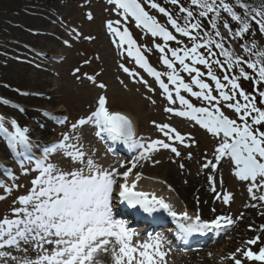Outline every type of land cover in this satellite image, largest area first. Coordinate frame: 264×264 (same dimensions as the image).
Here are the masks:
<instances>
[{
	"label": "snow or ice",
	"instance_id": "6c2138e0",
	"mask_svg": "<svg viewBox=\"0 0 264 264\" xmlns=\"http://www.w3.org/2000/svg\"><path fill=\"white\" fill-rule=\"evenodd\" d=\"M145 2L167 18L174 32L150 15L141 0H108L123 10L126 19L129 16L134 18L137 27L146 29L152 37H162L164 43H157L154 47L161 53L160 60L166 72L150 65L128 28L121 31L108 21L107 29L119 37V46L127 45V55L134 57L135 63L155 78L170 105L164 111L191 119L219 138L214 160L218 162L229 157L235 164L236 177L249 182L248 192L252 199L264 201V194L257 196L254 192V189L264 191V107L259 106L264 105V43H258L256 34L251 32L254 23L260 37H264V5L250 9L244 0H234V4L228 0H188L193 7H186L181 0H168L170 4L179 6V13L184 14L178 19L156 0ZM236 7L243 12H238ZM222 13H226L236 26L233 27ZM205 20L208 28H205ZM174 33L187 38V43ZM246 36H251V39L239 43ZM169 42H174L176 47H170ZM233 42L239 43L242 55L233 50ZM120 68L130 77L138 75L124 64H120ZM214 69H219L220 75ZM234 72L238 74L233 75ZM181 73L188 74L189 82ZM164 76L167 83L162 78ZM86 78L99 89L106 90V84L97 83L96 76L87 75ZM241 79L253 82V93L241 87ZM140 82L148 86L143 78ZM170 85L174 87L170 88ZM181 90L206 102L207 106H195L181 94ZM149 91L153 89L149 87ZM177 101L179 109L174 107ZM222 104L233 110L237 118L226 115ZM108 105L107 95H98L94 110L73 123L72 129L91 126L95 129V136L101 140L120 142L133 150L143 149L139 159L151 158V153L161 148L170 149L176 156L181 155L173 144L176 141L184 144L186 136L171 124L153 121L165 139H154L145 144L136 137L130 117L110 110ZM10 124L12 131L5 126V117L0 115V133L7 137L8 145L13 149L18 146L23 150L29 149L32 146L29 129L21 127L15 119ZM70 139L68 134H63L59 142L44 149V159L36 161L38 175L32 179V187L27 194L17 198L22 207L13 208L11 217L0 218V264H167L165 237L149 235L146 240L140 239L141 233L131 228L128 221L115 217L116 201L132 208L139 207L149 216L161 210L166 212L175 223L181 239L196 233L226 229L235 223L231 216L218 215L206 220L199 210L193 213L186 207L177 210L163 196L138 190L142 176L139 172L133 173L136 162L122 172L104 168L94 159V153L86 151L82 144L68 143ZM75 139L79 140V137ZM58 151H63L72 167L63 170L52 163H45L49 154ZM210 165L216 167L213 161L203 167ZM212 190L215 191L214 186ZM4 191L10 193L12 189L5 187ZM5 198L0 195V200ZM231 199V193L222 196L225 204ZM249 229L264 232V225L258 229L249 226ZM256 245L260 246L253 250ZM14 251L20 253L19 258L13 254ZM33 252L36 253L35 258H31ZM225 259L232 264H264V236L255 235L247 239Z\"/></svg>",
	"mask_w": 264,
	"mask_h": 264
},
{
	"label": "rangeland",
	"instance_id": "374dc122",
	"mask_svg": "<svg viewBox=\"0 0 264 264\" xmlns=\"http://www.w3.org/2000/svg\"><path fill=\"white\" fill-rule=\"evenodd\" d=\"M0 1L8 2L9 0ZM40 1L43 4L39 7H26L19 11L17 18L14 19V21L17 22V29H14V34L10 35L11 38L17 35L18 39L14 41L15 43H5V45L10 47V50L7 56L4 57L3 66L0 65V79L8 85L17 86L22 89L16 101H9L10 107L0 112V115L5 117V126L10 130V121L12 119L17 121L19 115L23 116L31 111H33L35 116L41 118L43 113L38 111L40 109L48 110V112L52 113H55V110H59L55 115L66 116V114H69L66 129L62 130L61 128V134H68L70 137H73L71 141H73L74 144H82L86 151L94 153L93 148L96 141L91 138L93 134L88 126L82 128L78 127L75 130L71 129L70 126H72L76 118L86 117L93 110L98 95L106 94L110 110L124 111L130 116L135 112L137 117L142 121V127H140L141 129L138 131L140 135L155 138L157 132L153 121L156 123H169L173 120L171 116L164 111L167 99L157 90L156 84L150 78L140 73L135 61L126 58V47L119 46V37L114 36V34L107 29L108 21H112L114 26L120 29L123 24H126L124 20L117 17L111 10L108 0ZM156 2L161 3V6L164 7L170 5L168 0H156ZM183 2L184 1H181V3ZM71 3H73L74 6ZM187 3L188 1H185L183 4L186 5ZM178 7L177 5H172L170 8L173 13L178 14ZM51 9L53 10L50 14L48 12ZM236 10L240 13L242 11L239 7H236ZM222 16L228 18L230 23H232L230 17H227L226 13H222ZM26 17H44V19H47L49 22L46 26H36V24L31 21H27ZM89 17H91V19H89ZM116 21H120V23L116 24ZM69 29L73 33L71 37L65 34ZM251 30L256 34L258 43H264L263 40L259 38L258 33L253 29ZM221 31L223 32L224 30L221 29ZM141 35H143L142 32ZM4 37H7L6 34H4ZM41 37L55 40L57 42L56 47L48 45V47L42 48ZM87 37H91V39ZM69 39L71 41H69ZM181 40L187 43L185 39L181 38ZM59 42H61V45ZM67 43L68 45H66ZM233 43L235 44L233 50L237 54L242 55L243 50L237 46L236 42ZM143 48L153 57H159L160 55L159 53L152 52L147 44L144 45ZM35 49L43 50L49 57L55 55L54 62L51 61L48 65L43 64V62H32L37 69L48 68L49 70V72L46 73L49 79L47 84L48 89L45 90H50L53 94L47 92L48 96L43 98L40 94L41 92L38 93L40 89L36 88L37 82L30 81L32 67L25 65L26 59H28V61L32 59V54ZM30 50L31 52H28ZM220 59L223 58L220 57ZM85 61H88V63H85ZM123 63L129 69L138 73V75L130 77L128 74H124L120 68V64ZM200 67L202 68V66ZM76 69L80 71L77 72ZM214 70L220 75L219 69ZM246 70L251 71L247 68ZM232 74L235 75L238 74V72ZM87 75L96 76L97 83H105L107 86L106 90L99 89L91 81L87 80ZM141 78L147 81L148 86L140 82ZM205 79L207 80V77H205ZM121 81H123V84H121ZM208 82L212 83L211 81ZM240 84L246 92H254V84L252 81L241 79ZM149 87H151L153 91H149ZM27 97L35 98L39 102L27 106L24 102V99ZM38 98L42 99L38 100ZM153 100L155 103H152ZM241 102L243 103L242 100ZM259 106L264 107V105ZM221 108L230 118H237L236 113L228 109L226 105L222 104ZM47 120L53 125L50 118ZM178 123L180 125H186L180 122ZM56 128H51L53 131H48L45 135L49 141L56 135ZM189 133H193L192 138H194V140H189L186 143L188 146L184 147L185 151L182 153L190 157L192 154L196 155L197 151V155L201 153V158H199L200 161H205L204 159L206 157L204 156L208 151L212 152V144L216 142V137H208L202 130H196L194 128L190 129ZM4 137L6 136L4 135ZM75 137H79V140H76ZM166 154L175 155L172 152ZM166 154L156 151L153 155V160L159 161V163L154 162V164L151 165V169L146 170L149 177L160 176L159 180L165 179L164 172L167 164V162H165ZM60 156L62 155H57L55 157L56 159L51 163L56 164L60 169H69L72 167L69 158L57 160ZM57 161H59L60 164L57 163ZM200 161L198 160V168H202L200 166L203 165L199 163ZM244 185L248 186L249 182H245ZM26 188L27 187L21 186L17 194L20 195L21 191L25 192ZM232 189L233 185L230 184L227 190H223V193H229ZM19 195L9 197V202L7 204H0V213L6 214L12 211L10 205L17 201ZM231 202L232 208L241 205L242 192L240 190L235 192ZM258 235L264 236V232H260ZM259 246L260 245L253 246V250H256ZM255 264H259V262H255Z\"/></svg>",
	"mask_w": 264,
	"mask_h": 264
},
{
	"label": "bare ground",
	"instance_id": "6f19581e",
	"mask_svg": "<svg viewBox=\"0 0 264 264\" xmlns=\"http://www.w3.org/2000/svg\"><path fill=\"white\" fill-rule=\"evenodd\" d=\"M52 10L53 9L48 13L51 14ZM26 20L31 21L36 24V26H46L49 22L47 19H44V17H26ZM48 45L56 47L57 42L47 37H41L42 48H46ZM51 61L52 59L48 58L43 50L35 49L32 54V59L25 64L32 67V70H34H31L32 76L30 81L37 82L36 88L40 89L38 93L41 92L42 98L48 96L47 92H51L50 90H45L48 89L47 84L49 79L46 73H48L49 70L48 68L37 69L32 62H43V64L48 65ZM51 94L53 93L51 92ZM42 98H38V100ZM24 102L27 106H30V104L39 101L35 98L27 97L24 99ZM38 111L43 113L41 118L35 116L33 111H31L23 116L19 115L17 122L21 127H27L29 129V137L35 138V136L38 135L40 136L38 140H40L49 131L50 124L47 118L50 117L49 113L52 112L42 109ZM55 111L58 112L59 110ZM118 112L130 117L135 133L139 134L138 131L141 129L140 127H142V121L137 117L136 113H132L131 117L127 112L120 110ZM55 113L53 112L52 114ZM182 123H186L185 120H183ZM209 135H211V133H209ZM6 141L3 133H0V155L8 156V154L12 152V148L5 144ZM35 141L36 139H34V142ZM218 144L219 138L213 146L216 148ZM177 149L181 153L180 156L166 154L170 152L168 149L161 148L158 150V152L166 154L165 162H167V164L164 172L165 179L158 180L157 178L160 176H154V178L152 177L148 181L140 180L138 186L145 191L154 192L158 196H163L179 210H182L184 207H186L190 213L199 210L202 218L206 220H211L218 215L231 216L235 223L224 229L222 239L216 241L207 249L200 252H192L189 256L180 257L176 254H172L169 259L166 258L167 264H232V262L225 259V257L234 252L236 248L241 247L244 241L260 233L250 230L249 226H251L252 229H258L261 225H264V215H262V213H264V201L252 199V194L248 192V186L244 185L245 181H240L235 175L236 168L234 162H227L226 159H224L223 162L222 159L218 162L214 160L215 149H212V152L208 151L204 156L206 157L204 159L206 161L202 162L199 159L201 158V153L197 155L196 151L197 156L192 154L190 157H187L184 155L185 153H182L185 150L181 146L177 145ZM142 151L143 150H140L137 158L133 160V162L137 163V167L134 168V170L147 174L146 170L151 169V165L154 164L152 157L156 152L151 153V158L139 159ZM198 160L201 165L213 161L216 163V167L212 168L210 165L208 168H198ZM131 164H128V166H131ZM181 165H183V167H181ZM209 177H211V179H209ZM230 184L233 185V191L231 190L229 192L232 195L231 200H233V195L237 190L242 192V203L239 207L232 208L231 201L228 204L223 203V190H227ZM168 186L171 187L170 192H168ZM213 186L215 187V191L212 190ZM254 192L256 195L260 193L264 194V191H257L255 189ZM16 205L22 207L18 202H16ZM213 209H215V212ZM13 254L18 258L20 257V253L18 252L14 251ZM35 255L36 253H31V258H35Z\"/></svg>",
	"mask_w": 264,
	"mask_h": 264
},
{
	"label": "trees",
	"instance_id": "16d2710c",
	"mask_svg": "<svg viewBox=\"0 0 264 264\" xmlns=\"http://www.w3.org/2000/svg\"><path fill=\"white\" fill-rule=\"evenodd\" d=\"M29 1L31 0L0 1V38L4 32L14 34L15 27L9 23H16L14 19L17 18L20 8Z\"/></svg>",
	"mask_w": 264,
	"mask_h": 264
}]
</instances>
